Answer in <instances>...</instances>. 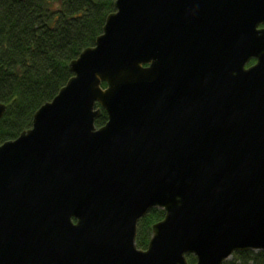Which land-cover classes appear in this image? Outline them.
Returning <instances> with one entry per match:
<instances>
[{
	"label": "water",
	"instance_id": "obj_1",
	"mask_svg": "<svg viewBox=\"0 0 264 264\" xmlns=\"http://www.w3.org/2000/svg\"><path fill=\"white\" fill-rule=\"evenodd\" d=\"M114 9L31 128L0 145V264L264 252V0ZM152 209L164 218L139 250Z\"/></svg>",
	"mask_w": 264,
	"mask_h": 264
},
{
	"label": "trees",
	"instance_id": "obj_2",
	"mask_svg": "<svg viewBox=\"0 0 264 264\" xmlns=\"http://www.w3.org/2000/svg\"><path fill=\"white\" fill-rule=\"evenodd\" d=\"M115 1L0 0V103L6 105L0 145L30 129L35 112L65 86L70 62L94 46ZM106 121L102 111L96 128ZM163 218V211L152 209L139 220L138 249L146 248L152 226ZM224 264H264V252L234 253Z\"/></svg>",
	"mask_w": 264,
	"mask_h": 264
},
{
	"label": "flooded vegetation",
	"instance_id": "obj_3",
	"mask_svg": "<svg viewBox=\"0 0 264 264\" xmlns=\"http://www.w3.org/2000/svg\"><path fill=\"white\" fill-rule=\"evenodd\" d=\"M258 29H264V25H260L259 27H258ZM256 63V61L255 60H253V59H251L246 65H245V69H247V68H250V67H252L254 64ZM152 233V232H151ZM150 238H151V236H150ZM150 240V239H149ZM148 243H149V241H148ZM148 243H147V245H148ZM146 248H147V246H146ZM146 248L145 249H139V250H146ZM138 249V248H137Z\"/></svg>",
	"mask_w": 264,
	"mask_h": 264
}]
</instances>
